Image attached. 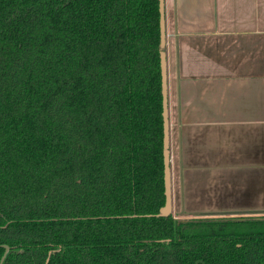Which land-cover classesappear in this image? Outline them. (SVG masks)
Segmentation results:
<instances>
[{
    "label": "trees",
    "instance_id": "1",
    "mask_svg": "<svg viewBox=\"0 0 264 264\" xmlns=\"http://www.w3.org/2000/svg\"><path fill=\"white\" fill-rule=\"evenodd\" d=\"M158 21V0H0L1 264H264V215H157Z\"/></svg>",
    "mask_w": 264,
    "mask_h": 264
},
{
    "label": "crops",
    "instance_id": "2",
    "mask_svg": "<svg viewBox=\"0 0 264 264\" xmlns=\"http://www.w3.org/2000/svg\"><path fill=\"white\" fill-rule=\"evenodd\" d=\"M172 213H264V0H164Z\"/></svg>",
    "mask_w": 264,
    "mask_h": 264
},
{
    "label": "water",
    "instance_id": "3",
    "mask_svg": "<svg viewBox=\"0 0 264 264\" xmlns=\"http://www.w3.org/2000/svg\"><path fill=\"white\" fill-rule=\"evenodd\" d=\"M159 7V56H160V72H161V105H162V121H163V143H162V154H163V186H164V205L159 209L157 213L158 216L168 215L172 211V202H171V170H169V137H168V105H167V88H166V80H167V72H166V56L164 51L165 46V24H164V0H158ZM5 251L8 246L4 245ZM4 251V253H5ZM4 258V254L2 255L0 264Z\"/></svg>",
    "mask_w": 264,
    "mask_h": 264
},
{
    "label": "rangeland",
    "instance_id": "4",
    "mask_svg": "<svg viewBox=\"0 0 264 264\" xmlns=\"http://www.w3.org/2000/svg\"><path fill=\"white\" fill-rule=\"evenodd\" d=\"M172 215L174 218H177V219H179V217H185V218L188 217L187 215H181V214L177 215L174 213H172ZM244 215L261 216V215H264V213L263 212H260V213H244ZM244 215L242 214V215H235V216H244ZM211 216H217V215H211ZM211 216H204V217H211ZM221 216H226V215H221Z\"/></svg>",
    "mask_w": 264,
    "mask_h": 264
}]
</instances>
